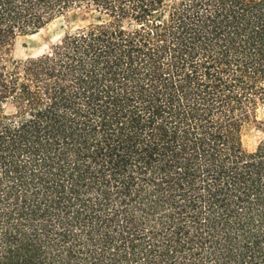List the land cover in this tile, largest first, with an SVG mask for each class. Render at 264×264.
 <instances>
[{"label": "trees", "instance_id": "trees-1", "mask_svg": "<svg viewBox=\"0 0 264 264\" xmlns=\"http://www.w3.org/2000/svg\"><path fill=\"white\" fill-rule=\"evenodd\" d=\"M261 108L264 0H0V264H264Z\"/></svg>", "mask_w": 264, "mask_h": 264}, {"label": "rangeland", "instance_id": "rangeland-1", "mask_svg": "<svg viewBox=\"0 0 264 264\" xmlns=\"http://www.w3.org/2000/svg\"><path fill=\"white\" fill-rule=\"evenodd\" d=\"M90 21L82 11H72L60 16L38 33L19 37L16 41L12 57L18 61H25L29 58H37L47 54L67 34L89 24ZM257 120H264V108L259 109ZM263 138L264 134L260 130L258 123L252 120L244 124L242 143L247 151H255Z\"/></svg>", "mask_w": 264, "mask_h": 264}]
</instances>
